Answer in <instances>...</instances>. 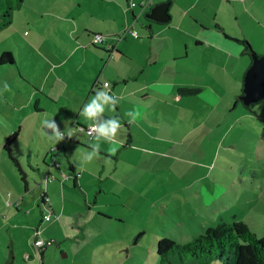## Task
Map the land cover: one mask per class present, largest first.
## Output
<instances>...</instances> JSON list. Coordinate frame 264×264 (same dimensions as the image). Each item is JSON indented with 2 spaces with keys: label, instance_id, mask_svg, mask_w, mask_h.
<instances>
[{
  "label": "crops",
  "instance_id": "crops-1",
  "mask_svg": "<svg viewBox=\"0 0 264 264\" xmlns=\"http://www.w3.org/2000/svg\"><path fill=\"white\" fill-rule=\"evenodd\" d=\"M141 1L89 0L87 3L68 0L67 6L65 3L60 6L63 13L47 10L53 21L46 23L40 38L50 40L52 32L60 27L68 36V49L62 51L55 46V51L50 48L48 54L39 50L40 56L33 68H28L30 61L26 60L25 74L17 61L0 65V69L5 66L16 69V73L7 80L11 91H4L3 85L0 96L4 98V106H11L21 114L5 110L6 115L15 119V123L9 126L11 134L16 133L11 153L19 164L18 167L14 163L15 168L24 176L26 191L29 188L28 175L42 170L44 177L47 172L54 176L47 182L45 179L41 181L47 194L50 184L52 191L70 189L71 180V194L75 195L78 188L84 204L89 207H98V203L122 205L127 201L126 192L121 189L124 186L126 191L142 181L145 182V186L141 185L143 191L152 186L146 176L153 171L155 163L162 166L165 158L185 160L183 152L196 155L195 150L199 151L204 142L214 140L213 136L208 137L202 132L206 127L205 119L213 111L203 114L205 105L200 97L205 93H215V98L219 97L218 90H214L213 82L209 81H216L219 85L220 81H230L232 76V79H239L240 87L243 86L242 79L251 61L241 53V44L232 37L247 39L260 51L257 45L261 43L259 40L264 44V0H151V6L147 7L140 6ZM161 2H169V21H149L146 16L143 21L139 20L153 5ZM131 29L138 32V37L132 34ZM25 31L18 34L23 42H27ZM96 32L109 35L108 41L114 44V48L106 50L92 44L91 39ZM253 34L258 36L256 40ZM261 51L264 53V48ZM50 77L58 80L56 82L61 86H55ZM97 79L102 83L108 81L109 90L103 87L104 84L95 86ZM180 86H198L202 90L196 95L186 96L179 93ZM239 88L237 85L231 89L233 97ZM97 91L109 92L114 99L118 98L114 109L106 106L103 118L119 119L121 129L116 136L118 151L115 155L108 151L109 142L100 139L98 155L88 161L85 156L92 151L90 145L97 142L94 136L75 130L71 131L70 138L55 142L48 138L51 130L43 127L42 121L54 119L61 131L68 132L74 121L84 125L93 123L80 113ZM211 104L210 110H215L214 103ZM127 112H138V119L129 124L133 116H126ZM29 117L36 122L30 126L32 139L29 150L32 152H26L27 164L24 167L20 154L14 150L20 133L26 127L25 122L29 126ZM11 134L4 135L5 140ZM5 140L2 143L4 151ZM174 144L182 147L173 151ZM5 154L4 159L0 150V160L11 168L10 174H13L14 169L4 161L11 159L8 152ZM33 154L37 155L36 162ZM38 161H42V166ZM64 173L68 175L67 179L63 178ZM201 177L203 172L200 170ZM96 184L99 192H114L115 198L99 202L95 190H90ZM8 190L11 192L10 201L15 202L6 205H13L15 211L6 220L2 219L1 226L10 227L12 224L17 230L15 233L20 231L28 240L32 228L38 225L42 209L34 211L33 205L29 211L26 210L21 202L25 200L23 193L13 196L14 192ZM56 206L52 205L55 213ZM77 212L75 209L71 211L73 215ZM22 214L24 216L20 217ZM143 232L141 230L139 234ZM6 257L4 262L10 259L11 264L14 252L9 249Z\"/></svg>",
  "mask_w": 264,
  "mask_h": 264
},
{
  "label": "rangeland",
  "instance_id": "rangeland-1",
  "mask_svg": "<svg viewBox=\"0 0 264 264\" xmlns=\"http://www.w3.org/2000/svg\"><path fill=\"white\" fill-rule=\"evenodd\" d=\"M67 1L25 0L20 8L13 11L12 22L0 30V51L11 50L24 74L28 67L26 60L30 61L28 68H33L38 62L36 59L40 56L39 50L48 54L50 48L55 51V46L60 47L62 51L69 48L68 36L60 27L52 32L50 40L40 39L46 23L53 21L47 10L55 9L56 12L63 13L59 9L64 3L67 6ZM83 1L88 3L89 0ZM42 12L44 17L41 15ZM144 17L145 15H142L139 20L143 21ZM24 30L27 42H23L18 36ZM253 36L255 40L258 37L254 34ZM258 42H261L257 45L260 51L251 45L256 52L264 54L261 53L264 48L263 41ZM245 57L251 61L249 55ZM9 72L12 74L9 75ZM14 73L15 68L5 66L0 69V89ZM50 78L51 82L55 81V86H61L60 82H56L58 80ZM35 82L36 85H40L39 81ZM96 82L95 80L94 85ZM209 82H213L214 90H218L219 97L215 98V93H205L200 97L205 105L203 114L207 115L213 111L205 119L206 127L202 132L208 137L213 136L214 140L204 142L202 150L201 147L199 151L195 150L196 155L183 152L182 157L185 160L165 158L162 166L159 162L155 163L153 171L146 176L148 183L151 182L150 188L143 191L144 188L141 189V185L145 186L143 181L128 191L125 186L121 188L122 192H126L125 204L98 203V207H89L84 204L83 195L78 188L75 195L71 194V180L70 189L64 192L60 189L52 191L50 184L48 195L51 206L57 205V213L49 221L43 220L41 216L27 240L20 231L15 233L17 230L13 229L12 224L9 225L11 228L8 225L2 227L1 221L9 218L15 211L13 205H6L11 196L9 194L7 196L8 189L14 192L13 196L23 193L25 200L21 202L26 210L29 211L34 205V211L42 209L40 215L46 212L40 204V195L44 189V184H41L44 180L42 170L28 175L29 188L26 191L22 173L15 168L14 163L9 159L4 160L14 169V173L10 174L11 168L0 160V264L8 257L6 255L9 249L14 252L11 264H163L157 252L159 238L168 236L178 243H185L202 233L206 226L216 225L220 220L232 222L234 219H243L252 231L259 236L263 235L264 100L254 106L255 112L249 111L241 103L233 108L235 96L233 97L231 89L237 85L240 87L239 79L235 80L230 76V81H220L219 85H216V81ZM26 85L29 86V83ZM241 89L242 86L238 93ZM212 102L215 110H210ZM4 104V98L0 96V150L3 158L7 153L2 146L4 135L11 134L9 126L15 123V119L6 115L5 110L21 115L11 106L7 107ZM28 122L29 126L25 122L26 127L20 133L14 150L20 154L24 167L27 164L26 152H32L29 150L32 139L30 126L36 121L29 117ZM76 122L74 121L73 125ZM75 130L79 129L71 127L69 132ZM88 136L87 140L90 137ZM194 145L196 147V144ZM181 147L174 144L173 151ZM33 157L36 162L37 155L33 154ZM46 159L50 161L48 156ZM38 163L42 166V161ZM200 170L203 172L201 178ZM90 190H95L94 194L98 196L99 202L115 198L114 192L107 194L99 192L97 184L91 186ZM90 194L88 191V195ZM73 209L78 211L75 215L71 213ZM4 216L5 218H2ZM22 216L24 215L20 217ZM38 226L41 229V237L51 241L44 248L42 259L39 257L36 259L32 251L33 232ZM141 230L144 232L139 234ZM26 254H31L32 257L26 258ZM173 261L174 264H196L190 257H185L184 261L173 258ZM210 264L223 262L214 259Z\"/></svg>",
  "mask_w": 264,
  "mask_h": 264
},
{
  "label": "trees",
  "instance_id": "trees-1",
  "mask_svg": "<svg viewBox=\"0 0 264 264\" xmlns=\"http://www.w3.org/2000/svg\"><path fill=\"white\" fill-rule=\"evenodd\" d=\"M22 3L23 0H0V30L12 22L13 11L20 8ZM145 19L152 20L147 17ZM232 38L241 44V53L249 55L252 60L251 54L254 48L249 40ZM102 48L111 50L104 46ZM14 62L15 57L11 50L0 51V65ZM95 86L102 87L101 84ZM201 90V87L198 86H180L178 88L179 93L186 96L196 95ZM241 93L242 89L236 95L233 106L241 103L249 111L255 112L254 106L264 100L245 105L239 98ZM108 94L113 96L109 92ZM15 134L14 132L6 138L4 148L12 162L19 167L17 159L11 153V144ZM22 178L24 179V176ZM157 252L163 264H174L173 258H176L177 261H184L185 257H190L191 261L196 264H210L214 259H219L223 264H264V234L259 236L243 219H234L232 222L220 220L216 225L206 226L202 233L185 243H178L168 236L159 238ZM3 264H10V260Z\"/></svg>",
  "mask_w": 264,
  "mask_h": 264
},
{
  "label": "clouds",
  "instance_id": "clouds-1",
  "mask_svg": "<svg viewBox=\"0 0 264 264\" xmlns=\"http://www.w3.org/2000/svg\"><path fill=\"white\" fill-rule=\"evenodd\" d=\"M105 87L107 88L108 85L105 84ZM3 90L11 91L10 86L7 84V82L4 83ZM0 95H2V92H0ZM117 103L118 98L114 99V96H110L107 92L97 91L95 96H93L90 102L84 106L82 112L80 113L81 116H83L86 120H90L93 122L89 125V135H93L94 139L97 141L96 143H92L90 145L92 151L86 154V160L91 161L95 156L98 155L100 150V144L98 143V141L100 139H104L109 142L110 148L108 151L111 155H115L118 151L116 136L121 129L120 121L117 118H103L106 106L114 109ZM129 115L133 116V119L128 121L129 124L134 123L139 117L138 112H127L126 116ZM42 126L51 130L52 134L48 136L50 140L59 142L65 139L64 132H61L58 123L54 119L43 120ZM67 135L70 138L72 136V132H68Z\"/></svg>",
  "mask_w": 264,
  "mask_h": 264
},
{
  "label": "water",
  "instance_id": "water-1",
  "mask_svg": "<svg viewBox=\"0 0 264 264\" xmlns=\"http://www.w3.org/2000/svg\"><path fill=\"white\" fill-rule=\"evenodd\" d=\"M168 8L169 2L155 4L145 16L158 22H167L171 18ZM251 57V63L243 76L242 93L239 95L245 105L264 99V54L253 50Z\"/></svg>",
  "mask_w": 264,
  "mask_h": 264
},
{
  "label": "built area",
  "instance_id": "built-area-1",
  "mask_svg": "<svg viewBox=\"0 0 264 264\" xmlns=\"http://www.w3.org/2000/svg\"><path fill=\"white\" fill-rule=\"evenodd\" d=\"M150 4H151V0H143V1H141L140 6L147 7ZM132 5H135V3H132ZM130 31L132 32L133 35L135 33V35H134L135 37H138L139 34H138V32L136 30L131 29ZM108 37H109V35H107L105 33L96 32V33L93 34L91 41L94 44H99V45H102V46L112 50L114 48V44L112 42L108 41ZM96 81H97L96 84H101V85L102 84H104V85L107 84V85H109V83H106V82L102 83L98 79ZM108 90H109V86H108ZM89 125L90 124L84 125V124H80V123L76 122V124L73 125V129H79L81 131H84L87 135H89ZM65 136L68 137L67 133H65ZM89 136L92 137L93 135H89ZM54 163L58 165V163L56 161ZM53 177L54 176L49 174L48 172L45 173V177H44L45 182L53 179ZM63 178L67 179L68 175L64 173L63 174ZM8 194L10 195L11 192H9ZM40 197H41L40 198V204L46 210V212L43 213L42 218L45 221H49L56 214H55V211L53 210V208H52V206L50 204V197L46 193V189H44L42 191ZM7 203L11 204V201L8 200ZM17 203L18 202H16L15 204H17ZM33 236H34L33 237V241H32L33 255L36 258L39 257V259H42L44 248L46 247V245L48 243H51V241L50 240L47 241L46 239L41 237V229H40L39 226L35 227L34 232H33ZM30 257H31V254H26V258H30Z\"/></svg>",
  "mask_w": 264,
  "mask_h": 264
}]
</instances>
